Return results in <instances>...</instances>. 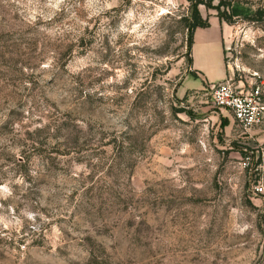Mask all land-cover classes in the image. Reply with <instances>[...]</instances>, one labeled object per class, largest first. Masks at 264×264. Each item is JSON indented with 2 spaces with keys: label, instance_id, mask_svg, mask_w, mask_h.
<instances>
[{
  "label": "rangeland",
  "instance_id": "rangeland-1",
  "mask_svg": "<svg viewBox=\"0 0 264 264\" xmlns=\"http://www.w3.org/2000/svg\"><path fill=\"white\" fill-rule=\"evenodd\" d=\"M205 1L222 80L194 0H0V264H264V113L211 89L264 105V0Z\"/></svg>",
  "mask_w": 264,
  "mask_h": 264
},
{
  "label": "built area",
  "instance_id": "built-area-1",
  "mask_svg": "<svg viewBox=\"0 0 264 264\" xmlns=\"http://www.w3.org/2000/svg\"><path fill=\"white\" fill-rule=\"evenodd\" d=\"M212 102L220 108L232 112L234 118L245 128L257 124L264 113L260 98V88L253 92L238 91L231 80L211 85ZM262 191L261 185L257 186Z\"/></svg>",
  "mask_w": 264,
  "mask_h": 264
},
{
  "label": "crops",
  "instance_id": "crops-1",
  "mask_svg": "<svg viewBox=\"0 0 264 264\" xmlns=\"http://www.w3.org/2000/svg\"><path fill=\"white\" fill-rule=\"evenodd\" d=\"M224 34L222 31V25L219 21H215L214 23L211 21V25L207 28H197L194 33V44H193V50H194V58H195V68H199V65L197 63L196 57H195V51L196 48L200 45L204 48V50H208L209 48H213L217 50L219 53L220 59H221V68L224 69ZM209 58V57H207ZM210 61L208 64L210 65ZM227 76V72L224 69L223 74L221 75L219 80L224 79ZM209 81H215L213 78L210 79L208 77ZM218 80V81H219Z\"/></svg>",
  "mask_w": 264,
  "mask_h": 264
},
{
  "label": "trees",
  "instance_id": "trees-1",
  "mask_svg": "<svg viewBox=\"0 0 264 264\" xmlns=\"http://www.w3.org/2000/svg\"><path fill=\"white\" fill-rule=\"evenodd\" d=\"M193 1V0H191ZM210 1V0H209ZM208 2V1H207ZM202 3H206L205 0H194L192 9H191V22L188 23L187 28L190 32L189 34V49H191L193 43H194V32L196 28L201 27V28H207L210 26V22L207 19L203 18L200 10H199V5ZM207 4V3H206ZM261 11H257L259 14ZM242 14L241 12L238 11L237 7H232V13H230L229 16L224 17L223 15H220V20H225L227 22H232L233 16H238Z\"/></svg>",
  "mask_w": 264,
  "mask_h": 264
}]
</instances>
